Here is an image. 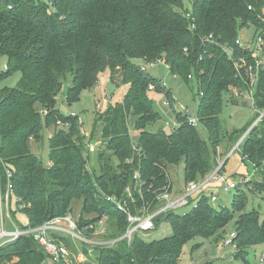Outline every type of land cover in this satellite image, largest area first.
<instances>
[{"label":"trees","instance_id":"1","mask_svg":"<svg viewBox=\"0 0 264 264\" xmlns=\"http://www.w3.org/2000/svg\"><path fill=\"white\" fill-rule=\"evenodd\" d=\"M185 1L191 11L184 10ZM250 26L256 32L264 31V0H0V57L8 59L0 85L13 72L22 73L16 88H0V182L5 194L8 171L12 173L11 200L17 204V210L11 212L13 218L24 214L29 226L36 228L72 213L73 203L83 199L79 226L107 218V238L114 239L126 232V216L101 194L115 195L135 211L156 202L171 182L173 167L185 164L186 184L212 173L215 165L210 147L187 117L177 113L181 126L170 135L147 130L161 120L150 87L158 92L165 88L133 61L149 64L162 60L188 82L189 76L196 77L200 86L198 119L209 134L210 146L217 152L228 137L233 148L255 118L240 134L228 136L224 129V96L231 94V88L244 91L246 85L222 46L234 45L239 31ZM210 35L217 42L204 44L203 39ZM236 53V58L243 56L240 50ZM106 71L113 82L121 77L128 90L123 101L104 115L106 150L117 158L118 165H111L110 158L101 154L104 162L101 174H96L87 168V148L78 119L59 111L57 97L72 76L66 101L68 105L79 101L82 92L95 87ZM167 95L172 100L170 92ZM257 99L263 109L264 71ZM232 103H236L234 99ZM131 116L137 118L140 132L137 146L128 130ZM59 121L70 126H58ZM45 127H55L50 167L43 166L31 149L32 142L42 141ZM241 156L248 157V164L264 179V121L249 132ZM137 170L144 197H137L133 204L124 193L130 187L137 194L133 179ZM242 186L236 190L231 209H216L209 198H203L185 215L169 213L160 219L170 224L171 237L147 243L136 236L130 244L122 241L116 248L95 249L93 264H123L125 260L128 264H179L186 243L219 235L235 218L232 242L237 257H244L247 248L264 244V222L258 211L246 212L248 197ZM256 188L262 191L264 184H256ZM32 242L23 237L1 247L0 264H45L47 256L32 249ZM83 252L88 255V248Z\"/></svg>","mask_w":264,"mask_h":264},{"label":"rangeland","instance_id":"2","mask_svg":"<svg viewBox=\"0 0 264 264\" xmlns=\"http://www.w3.org/2000/svg\"><path fill=\"white\" fill-rule=\"evenodd\" d=\"M184 10H192L190 3L187 1H185ZM255 33V27L250 26L249 28L240 30L238 35L242 41L249 42L252 40ZM133 62L138 66L147 65L139 60H134ZM7 64V57L1 56L0 74L6 71ZM148 74L159 80L162 84H165V91L158 92L156 90H151L149 93L153 101L154 110L161 116V120L157 124L148 127L147 130L149 132L156 133L163 130L168 135L172 134L181 126L180 121L177 119V113L187 117L189 120L198 121L200 86L196 77L188 82L185 75L178 73L174 74L166 64H160L149 68ZM21 78V72H13L2 82L0 88H16ZM116 78L115 82H113L109 71H106L100 76L99 82L95 87L83 91L79 101L68 105L66 101L67 92L72 86V76H69L68 80L64 83L61 93L57 97V108L64 116H70L75 113L80 118L81 124L78 119L80 133L81 136L85 138V145L87 148V168L89 171L96 174H101V165L104 162V160H100L101 154L110 158L111 165L115 167L118 165L117 158L114 157L110 151L106 150L108 142V136H106L108 125L104 119L107 110L112 105L114 106L122 102L128 90V87L123 85L122 78ZM167 92H170L173 99L172 106L170 104L165 105L166 102H170ZM233 99L236 103H232ZM244 100L245 97H237L234 90L231 94L224 96V109L221 115V121L228 136L234 132H239L240 134L246 131L254 121V118L256 119V114L252 107L245 104ZM136 123L137 118L131 116L129 118L128 130L134 146L138 145L140 138V132L136 128ZM174 124H176V126H174ZM195 128L199 137L208 143L210 147L211 158L215 165L214 171L219 164L223 162L225 166H223L222 173L234 181H240L243 177L242 174L238 172L241 168V162L239 160L241 154L237 151L232 155L230 160H228V155L232 151L231 147L233 145L228 137L227 140L217 148L216 152L215 149L210 146L209 134L203 125L198 122ZM54 132L55 127H45L42 133V141L40 143H31L32 152L40 159L43 166H48L50 162V140ZM247 167L249 168L246 170V174H249L251 178V185L242 186V190L248 197L246 212L258 211L261 222H264V190L260 191L256 188V184H264V179L260 172H255L256 170L252 169L251 164H247ZM169 180L175 185L177 190H180L181 186L186 185L184 163L170 169ZM216 192L218 193L219 201L213 203L212 206L216 209L222 207L231 209L236 190L225 193L222 189H219ZM82 205L83 199L76 200L73 203L72 215L76 222L80 220L79 217L82 212ZM87 218H92V216ZM237 219L238 218H235L224 231H221L220 234L215 237H196L186 243L183 246L179 264H264V244L247 248L244 257H237L238 252L236 246L228 244V241L232 240L231 236L235 233ZM6 221L7 223L9 222L8 219ZM105 226L106 229L109 230L110 226L108 221H106ZM8 228L11 229L12 226L9 225ZM102 231H104V229ZM172 235L173 231L170 224L162 222L157 230L139 234L138 236L149 243L169 238ZM31 245L32 249L41 251L35 242H32ZM70 245L71 262H75L76 264H93L96 262V252L93 249H88V255H85L83 252L84 248L77 249L71 242ZM47 264L53 263L51 260H47ZM123 264H128V262L125 260Z\"/></svg>","mask_w":264,"mask_h":264},{"label":"built area","instance_id":"3","mask_svg":"<svg viewBox=\"0 0 264 264\" xmlns=\"http://www.w3.org/2000/svg\"><path fill=\"white\" fill-rule=\"evenodd\" d=\"M187 16L190 17V14ZM216 42L213 35L203 39L204 44H215ZM222 50L233 63L237 77L246 85L244 91L238 88H231V91L234 90L237 97H245L244 103L251 106L256 114V119L249 131L232 148V151L228 155V160H230L235 152L238 151L241 154V146L249 132L264 121V108L261 109L258 107L257 99L260 73L264 71V31L256 32L249 42H244L238 37L234 45L224 44ZM237 50H240L243 56L236 58ZM160 64H164V62L162 60H157L143 66L142 69L148 71L149 68ZM189 80H193V77L189 76ZM162 86L165 88V84H162ZM150 90H154V87H150ZM169 104L171 106L173 105V99L165 103V105ZM70 117L79 119L81 124L80 118L75 113L71 114ZM187 121L190 126L196 127L199 119L198 121L187 119ZM58 125L66 128L70 126L61 121L58 122ZM174 126H176V124H174ZM239 160L241 162V167L249 168L247 167L249 163L248 157L240 155ZM50 166L51 164L49 167ZM223 166H225V163L222 162L215 171L207 175L204 179L188 183L180 190H177L175 185L170 182L158 195L153 205L143 204L137 207L135 211H131L117 196L104 193L101 194L107 202L115 206L126 216V232L122 236L114 239L107 238L109 235V230H107L105 226L107 218H103L97 224H90L83 228L79 226V221L76 222L74 220L72 213L64 217L51 219L36 228L30 227L29 221L26 223H19L11 214L13 210H17V204L11 200L14 187L12 183V173L8 171L5 194H3L0 183V248L6 244L16 242L20 238L29 237L47 256V260H51L53 264H62L65 261H70L69 246L65 243L64 239L70 241L77 249L84 247L93 250L103 247L116 248L122 241H127L128 244H130L139 234L157 230L162 223L160 219L167 216L169 213L185 215L189 211L197 208L199 202L203 198H209L211 204L217 203L219 201V196L216 191L219 189H222L225 193H230L231 191L237 190L239 185H251L249 174L243 176L240 181H234L222 173ZM133 179L135 181V190L138 195H134L130 187L126 188L124 194L133 204H136L138 200L137 197L141 199L144 197L141 187L140 171L137 170L135 172ZM7 219L9 220L8 223L6 221ZM9 225L12 226V229L8 228ZM103 229L104 231H102ZM233 238L234 234L231 236L232 240ZM232 240L228 241L229 245H233ZM45 264H47V262Z\"/></svg>","mask_w":264,"mask_h":264},{"label":"crops","instance_id":"4","mask_svg":"<svg viewBox=\"0 0 264 264\" xmlns=\"http://www.w3.org/2000/svg\"><path fill=\"white\" fill-rule=\"evenodd\" d=\"M142 66V65H141ZM219 159V158H218ZM220 161V160H219ZM51 163L49 162L48 166L50 165ZM47 166V167H48ZM246 170H248V168H244V167H241L240 170L238 171L240 174H242V176L246 175ZM185 184V183H184ZM185 185L181 186V189L184 188ZM15 220H17L19 223H26L28 222V218L24 215V214H21V213H17L16 214V218H14ZM12 229V228H11Z\"/></svg>","mask_w":264,"mask_h":264}]
</instances>
